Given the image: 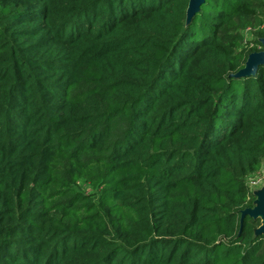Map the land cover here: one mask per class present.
Returning a JSON list of instances; mask_svg holds the SVG:
<instances>
[{
    "label": "trees",
    "instance_id": "1",
    "mask_svg": "<svg viewBox=\"0 0 264 264\" xmlns=\"http://www.w3.org/2000/svg\"><path fill=\"white\" fill-rule=\"evenodd\" d=\"M189 2L0 0V264H264V0Z\"/></svg>",
    "mask_w": 264,
    "mask_h": 264
},
{
    "label": "water",
    "instance_id": "2",
    "mask_svg": "<svg viewBox=\"0 0 264 264\" xmlns=\"http://www.w3.org/2000/svg\"><path fill=\"white\" fill-rule=\"evenodd\" d=\"M206 0H190L188 8V23H190L195 15L200 12L202 6L205 4ZM261 43L264 45V39H261ZM264 66V50L260 52L252 53L245 67L234 75L236 78L250 77L257 74L259 68ZM256 195V206L254 208H248L242 212L241 224L243 225L247 217L253 219H261L262 225L256 231L257 235H264V188L255 192Z\"/></svg>",
    "mask_w": 264,
    "mask_h": 264
},
{
    "label": "built area",
    "instance_id": "3",
    "mask_svg": "<svg viewBox=\"0 0 264 264\" xmlns=\"http://www.w3.org/2000/svg\"><path fill=\"white\" fill-rule=\"evenodd\" d=\"M247 33H251V29H248L246 32ZM249 41L248 37L246 39V43ZM262 44V43H261ZM264 45H258V44H251V48H258L259 51H263L264 50ZM254 176V175H253ZM255 178L252 180H249L248 182V186L250 187L251 191L255 194V192H257L258 190H261L262 188H264V170L258 172L257 174H255Z\"/></svg>",
    "mask_w": 264,
    "mask_h": 264
},
{
    "label": "rangeland",
    "instance_id": "4",
    "mask_svg": "<svg viewBox=\"0 0 264 264\" xmlns=\"http://www.w3.org/2000/svg\"><path fill=\"white\" fill-rule=\"evenodd\" d=\"M247 37H248V39H250V38H251V39H253V37H252V34H251V33H247ZM255 177H256L255 175H254V176H253V175H252V176H249V177H248V179H247V180H248L247 182H249V180H252V179H254Z\"/></svg>",
    "mask_w": 264,
    "mask_h": 264
}]
</instances>
